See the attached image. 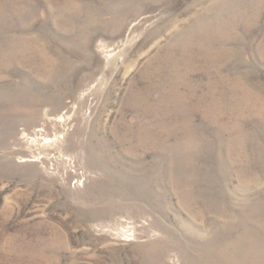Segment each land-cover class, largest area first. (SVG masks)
Masks as SVG:
<instances>
[{
  "label": "rangeland",
  "instance_id": "rangeland-1",
  "mask_svg": "<svg viewBox=\"0 0 264 264\" xmlns=\"http://www.w3.org/2000/svg\"><path fill=\"white\" fill-rule=\"evenodd\" d=\"M0 264H264V0H0Z\"/></svg>",
  "mask_w": 264,
  "mask_h": 264
}]
</instances>
